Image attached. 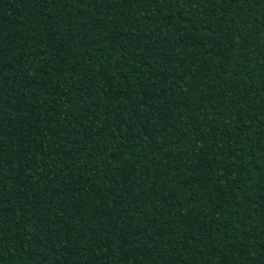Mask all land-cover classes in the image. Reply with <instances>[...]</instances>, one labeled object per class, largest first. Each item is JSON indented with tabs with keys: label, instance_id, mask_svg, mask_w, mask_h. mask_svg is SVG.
Segmentation results:
<instances>
[{
	"label": "trees",
	"instance_id": "obj_1",
	"mask_svg": "<svg viewBox=\"0 0 264 264\" xmlns=\"http://www.w3.org/2000/svg\"><path fill=\"white\" fill-rule=\"evenodd\" d=\"M0 264H264V0H0Z\"/></svg>",
	"mask_w": 264,
	"mask_h": 264
}]
</instances>
